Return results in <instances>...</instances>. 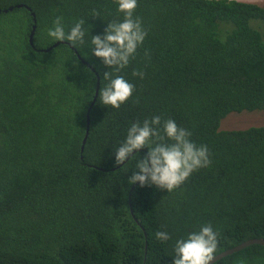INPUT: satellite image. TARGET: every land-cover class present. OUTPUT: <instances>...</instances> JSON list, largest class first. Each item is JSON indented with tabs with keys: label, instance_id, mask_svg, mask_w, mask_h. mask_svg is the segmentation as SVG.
I'll return each mask as SVG.
<instances>
[{
	"label": "trees",
	"instance_id": "1",
	"mask_svg": "<svg viewBox=\"0 0 264 264\" xmlns=\"http://www.w3.org/2000/svg\"><path fill=\"white\" fill-rule=\"evenodd\" d=\"M20 4L31 10L4 12ZM0 10V264H173L176 240L208 223L216 256L264 239V126L223 128L231 114L264 112V6L138 0L148 35L119 73L91 51L92 35L124 19L116 0H0ZM57 16L66 32L84 20V43L44 52ZM105 71L135 85L119 109L93 103ZM154 115L210 150L211 166L173 192L131 185L135 161L115 163L131 123ZM242 261L264 264V246L213 264Z\"/></svg>",
	"mask_w": 264,
	"mask_h": 264
},
{
	"label": "clouds",
	"instance_id": "2",
	"mask_svg": "<svg viewBox=\"0 0 264 264\" xmlns=\"http://www.w3.org/2000/svg\"><path fill=\"white\" fill-rule=\"evenodd\" d=\"M116 3L118 11L124 14V19L109 22L103 35H92L91 51L105 67L115 69L116 73H119L134 58L148 32L143 26L142 19L134 15L138 0H116ZM248 4L264 6L260 3ZM93 16L99 17V13L94 11ZM84 24L85 21L80 20L66 32L63 17L57 16L53 26L47 29V36L58 42L83 44ZM132 75L141 79L144 77V73L139 70L134 71ZM102 77L107 81L99 92V102L103 105L119 109L133 96L135 85L124 76L105 71ZM191 137V131L179 126L171 118L162 119L159 115H154L142 122L138 120L131 123L125 139L114 149L115 163L125 165L129 161H135L136 171L129 177V184L139 183L141 188L155 186L157 189L173 192L194 172L208 168L212 164L208 146L198 145ZM144 148L148 151L141 158L139 152ZM155 237L161 242L172 239L167 231H157ZM218 247L219 233L210 223L202 225L198 231L190 232L186 237L176 240L173 264H212Z\"/></svg>",
	"mask_w": 264,
	"mask_h": 264
},
{
	"label": "rangeland",
	"instance_id": "3",
	"mask_svg": "<svg viewBox=\"0 0 264 264\" xmlns=\"http://www.w3.org/2000/svg\"><path fill=\"white\" fill-rule=\"evenodd\" d=\"M237 1H242L247 3H260L264 5V0H237ZM252 126H257V127L264 126V112H244L240 114L235 113V114H231L223 122V128L230 130L246 129Z\"/></svg>",
	"mask_w": 264,
	"mask_h": 264
},
{
	"label": "water",
	"instance_id": "4",
	"mask_svg": "<svg viewBox=\"0 0 264 264\" xmlns=\"http://www.w3.org/2000/svg\"><path fill=\"white\" fill-rule=\"evenodd\" d=\"M24 7H26V8L29 9V10H31V8L27 7L26 5H24V4H20V5H16V6H11V7H9L8 9L4 10V12H5V13H8V12L14 11L15 8L20 9V8H24ZM0 13H2L1 10H0ZM35 22H36V20H35ZM36 28H37V27L34 26V28H33V30H32V33H31V36H30V42H31L32 45H33V43H34V42H33V37H34V35H35V30H36ZM61 43H62L61 41L57 42L56 44H54L52 47H50L49 49L45 50L44 52H50V51H52L54 48L59 47V46L61 45ZM70 46H71V45H70ZM71 47L74 48L73 46H71ZM79 58H81V56H79ZM99 90H100V84L98 83V85H97V89H96V92H95V99H94L93 103H95L96 100H97L96 97H98V95H99ZM92 105H93V104H92ZM87 139H88V134H87L86 137L84 138V141H83L84 144H86ZM252 245H261V246H264V239H262V238H254V239H250V240H247V241H245L244 243L240 244L239 246H236V247L233 248V249H230V250H228V251L222 252V253H220V254H218V255L216 256V258L214 259V261L212 262V264L215 263L216 261H218V260L224 258V257H227V256H229V255H232V254H234V253H236V252H239V251H241V250H243V249H245V248H247V247H249V246H252Z\"/></svg>",
	"mask_w": 264,
	"mask_h": 264
},
{
	"label": "bare ground",
	"instance_id": "5",
	"mask_svg": "<svg viewBox=\"0 0 264 264\" xmlns=\"http://www.w3.org/2000/svg\"><path fill=\"white\" fill-rule=\"evenodd\" d=\"M250 114V113H249ZM248 116V115H247Z\"/></svg>",
	"mask_w": 264,
	"mask_h": 264
}]
</instances>
